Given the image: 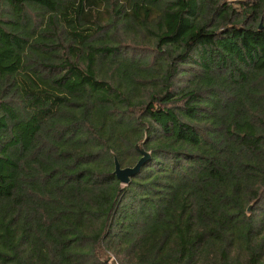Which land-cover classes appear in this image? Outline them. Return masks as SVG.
<instances>
[{
    "label": "trees",
    "instance_id": "16d2710c",
    "mask_svg": "<svg viewBox=\"0 0 264 264\" xmlns=\"http://www.w3.org/2000/svg\"><path fill=\"white\" fill-rule=\"evenodd\" d=\"M0 264H264V0H0Z\"/></svg>",
    "mask_w": 264,
    "mask_h": 264
},
{
    "label": "water",
    "instance_id": "95a60500",
    "mask_svg": "<svg viewBox=\"0 0 264 264\" xmlns=\"http://www.w3.org/2000/svg\"><path fill=\"white\" fill-rule=\"evenodd\" d=\"M136 147H137V150L140 152L141 157L138 159V161L133 166L120 167L116 158L113 157V164H114L113 173L115 177L117 178V180L123 185H126L130 182L131 178L134 177L139 172L143 163L150 156L149 152L142 149L138 144Z\"/></svg>",
    "mask_w": 264,
    "mask_h": 264
},
{
    "label": "rangeland",
    "instance_id": "374dc122",
    "mask_svg": "<svg viewBox=\"0 0 264 264\" xmlns=\"http://www.w3.org/2000/svg\"><path fill=\"white\" fill-rule=\"evenodd\" d=\"M227 1H230V2H236L237 0H227Z\"/></svg>",
    "mask_w": 264,
    "mask_h": 264
}]
</instances>
